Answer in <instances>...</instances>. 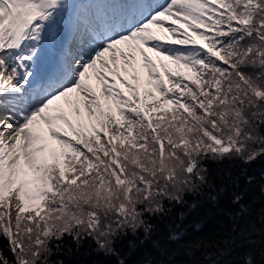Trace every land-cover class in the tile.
<instances>
[{
	"label": "snow or ice",
	"instance_id": "obj_1",
	"mask_svg": "<svg viewBox=\"0 0 264 264\" xmlns=\"http://www.w3.org/2000/svg\"><path fill=\"white\" fill-rule=\"evenodd\" d=\"M261 156L264 0H0V264H64L65 237L111 264H264L235 165Z\"/></svg>",
	"mask_w": 264,
	"mask_h": 264
},
{
	"label": "trees",
	"instance_id": "obj_2",
	"mask_svg": "<svg viewBox=\"0 0 264 264\" xmlns=\"http://www.w3.org/2000/svg\"><path fill=\"white\" fill-rule=\"evenodd\" d=\"M203 163L208 165L212 169H218L220 167V165L213 163L211 160H205L203 161ZM228 163L229 161L227 160L223 161L224 165H227ZM235 165L237 169L241 167L246 168L247 175L254 176L256 178L251 184H246L244 178H241L239 181L241 186L240 190L244 191V189L246 188V191L244 192V199L242 202L248 203L252 200H255V203L252 205L251 214H246L242 216L241 224L256 221L257 227L264 228V223H261L259 220H257V213L260 209L264 208V194L261 193V184H264V180L261 179V177L264 176V156L258 157L251 164L247 165H242L240 161H235ZM185 199L191 202L194 199H199V197L187 194L185 195ZM167 203L168 202L165 201L166 205ZM223 203L224 201L221 200V204ZM211 207L213 206L210 204H204L195 212L191 213L184 223L188 224L199 219L205 214L206 210ZM176 210V208L173 209V214H175ZM223 218L224 217L221 216H212L211 219H209L208 222L203 226V228H201L198 232L195 233V235L202 236L212 231H215L218 225H215L214 221ZM153 221L156 223H160L161 226L163 224V221H155V218H153ZM189 231H191V229ZM188 238L189 237H185L184 239ZM127 239L128 238H125L123 241H117L116 247H123L126 250ZM3 243H5V241L0 239V245H2ZM237 243H239V241H237ZM65 245L66 247L61 253L52 257L53 260H63L64 264H111V261L115 259L114 257L104 255L103 252L93 251V249L96 248V245L90 239H85L79 246V248H77V245L72 242V239L70 237H65ZM220 246L222 248L224 247V245L222 244ZM214 250L215 249L211 247L202 248L195 253V257L190 258L187 256H177L175 257V260L179 261L198 259L202 262V264H213V262H215V264H235L237 253L242 251V249L235 248V246L233 245L232 249L228 250L227 254L225 255H221L219 251H217L216 255L211 257L210 259H205L202 255V253L204 252H212ZM141 251L142 249H137L135 252L132 253L131 256L128 257L129 264H131V262L135 261L138 258ZM181 251L183 250L181 249Z\"/></svg>",
	"mask_w": 264,
	"mask_h": 264
},
{
	"label": "rangeland",
	"instance_id": "obj_3",
	"mask_svg": "<svg viewBox=\"0 0 264 264\" xmlns=\"http://www.w3.org/2000/svg\"><path fill=\"white\" fill-rule=\"evenodd\" d=\"M166 43L168 42V41H165Z\"/></svg>",
	"mask_w": 264,
	"mask_h": 264
}]
</instances>
